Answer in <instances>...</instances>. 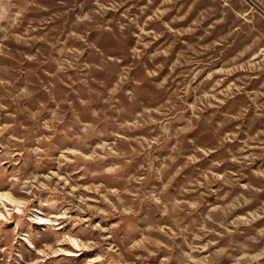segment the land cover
<instances>
[{"label": "clouds", "instance_id": "obj_1", "mask_svg": "<svg viewBox=\"0 0 264 264\" xmlns=\"http://www.w3.org/2000/svg\"><path fill=\"white\" fill-rule=\"evenodd\" d=\"M0 264H264V0H0Z\"/></svg>", "mask_w": 264, "mask_h": 264}]
</instances>
